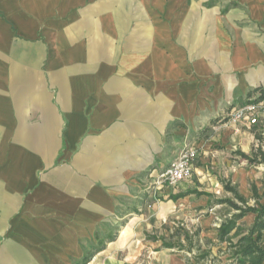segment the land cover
Returning a JSON list of instances; mask_svg holds the SVG:
<instances>
[{"label":"crops","instance_id":"0c3cea01","mask_svg":"<svg viewBox=\"0 0 264 264\" xmlns=\"http://www.w3.org/2000/svg\"><path fill=\"white\" fill-rule=\"evenodd\" d=\"M208 1L0 0V264H113L185 138L250 154L264 0Z\"/></svg>","mask_w":264,"mask_h":264},{"label":"rangeland","instance_id":"374dc122","mask_svg":"<svg viewBox=\"0 0 264 264\" xmlns=\"http://www.w3.org/2000/svg\"><path fill=\"white\" fill-rule=\"evenodd\" d=\"M219 2L221 0H210L207 4ZM232 112L233 110L229 111V115ZM229 115L227 117L225 112L222 116L215 118L213 126L229 121ZM205 143L204 137H187L172 155L173 160L177 152L183 148L194 147L197 150L194 174L181 186L179 185L180 188L179 186L177 188L161 186L162 188L158 189L161 173L149 177L145 185L149 188L150 202H137L134 205V212L139 217L134 219L129 230L123 232L121 241L115 245L110 255L113 264H194L191 260L194 253L164 249L161 247V242L153 243L147 240V235L163 236L165 234L168 237L170 233L165 232V225L171 229V232L178 227H183L192 233L200 229L203 247L207 246L208 240L217 244L219 227L234 214L227 205H210V202L231 196L225 192L223 183L231 182L237 185L240 193L246 188L252 192V186L255 184L259 188V193L264 192V166L250 167L247 161L229 152L226 156L227 161L226 158L219 161L215 155L204 149ZM218 144L215 143L211 150L218 152L221 149ZM234 156L237 159H234ZM228 160L231 161V165ZM199 167L202 169H198ZM181 192L190 195L176 202L168 201L172 194ZM253 203L254 201H251V204ZM243 222L244 220L241 223ZM245 223L250 224L249 219ZM220 247L224 248L225 245ZM214 251L216 252L217 248Z\"/></svg>","mask_w":264,"mask_h":264},{"label":"trees","instance_id":"16d2710c","mask_svg":"<svg viewBox=\"0 0 264 264\" xmlns=\"http://www.w3.org/2000/svg\"><path fill=\"white\" fill-rule=\"evenodd\" d=\"M261 96H264V92ZM252 132L255 134L258 146H254L250 154L241 151L235 154L247 161L250 167H261L264 166V133L257 127L252 128ZM223 186L225 192L231 196L210 202V205H227L234 214L219 227L217 244L208 240L206 244L208 247H203L200 229L192 233L183 227H178L171 232L166 225L164 230L170 233L168 237L165 234L147 235V240L153 243L161 242V247L164 249L194 253L191 259L194 264H264V204L260 202L257 187L252 186L253 195L247 198L240 193L237 185L224 182ZM187 195L189 193L182 192L171 196L170 199L177 201ZM251 201L254 203L251 204ZM250 215L254 218L250 225L241 223ZM221 245L225 247L222 248ZM215 248H217L216 252Z\"/></svg>","mask_w":264,"mask_h":264},{"label":"built area","instance_id":"2783aa9c","mask_svg":"<svg viewBox=\"0 0 264 264\" xmlns=\"http://www.w3.org/2000/svg\"><path fill=\"white\" fill-rule=\"evenodd\" d=\"M229 122L249 129L257 127L264 133V96L253 98L246 105L233 109L229 115ZM196 159L197 150L194 147L180 150L170 166L161 172L158 189L165 186L177 188L189 180L194 174Z\"/></svg>","mask_w":264,"mask_h":264}]
</instances>
